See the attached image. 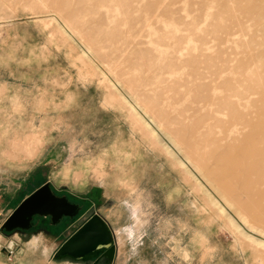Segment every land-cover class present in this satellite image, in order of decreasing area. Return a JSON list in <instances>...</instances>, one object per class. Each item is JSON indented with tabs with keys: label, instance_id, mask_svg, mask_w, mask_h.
<instances>
[{
	"label": "rangeland",
	"instance_id": "1",
	"mask_svg": "<svg viewBox=\"0 0 264 264\" xmlns=\"http://www.w3.org/2000/svg\"><path fill=\"white\" fill-rule=\"evenodd\" d=\"M257 122L264 0H0V264H264V180L223 196L193 165ZM32 135L34 158L14 148ZM46 182L75 214L7 230ZM94 214L114 257H56Z\"/></svg>",
	"mask_w": 264,
	"mask_h": 264
},
{
	"label": "water",
	"instance_id": "2",
	"mask_svg": "<svg viewBox=\"0 0 264 264\" xmlns=\"http://www.w3.org/2000/svg\"><path fill=\"white\" fill-rule=\"evenodd\" d=\"M72 209H75V205L69 204L66 198L56 197L49 182H46L20 202L5 221L4 227L7 230L27 229L34 214H51L56 220L62 215H74ZM102 248L106 249L105 254L110 259L114 257L116 245L108 223L99 214H94L62 244L55 256L69 255L81 259Z\"/></svg>",
	"mask_w": 264,
	"mask_h": 264
},
{
	"label": "bare ground",
	"instance_id": "3",
	"mask_svg": "<svg viewBox=\"0 0 264 264\" xmlns=\"http://www.w3.org/2000/svg\"><path fill=\"white\" fill-rule=\"evenodd\" d=\"M122 99L126 100L123 95H122ZM144 123L146 124V127L152 132L154 136V130L150 129L151 127L149 123H147L146 120H144ZM252 125H253V129L257 131L253 135L249 134V139L246 140V142H248V147H239L236 149L234 153H230V152L224 153L220 157L219 165L217 166L206 165L205 168H202L201 166H198L197 164H194L192 162L194 167L202 176V178H204L211 185V187L215 189L216 192L220 193L223 196L225 193L229 194L233 191V186H234L233 179L226 178L229 175L234 177L236 180H240V178H242L243 176L251 177L252 175L258 176L259 179H261L260 182L264 180V122H257ZM167 135L172 139L173 144L175 145L177 150L183 153V149L179 146L178 142L173 137H171L169 133ZM155 139L158 140L156 137ZM38 147H39V139L36 135L29 136L23 143L16 142L14 144L15 149L23 150L25 152V155L30 158L35 157L38 151ZM166 151L168 152L169 155L176 154L175 152L169 150L167 147H166ZM185 157L190 160L188 154L186 153H185ZM176 158L177 157L175 156V159ZM177 160L179 161L180 165L184 168L185 163L179 158H177ZM187 171L190 172L189 170ZM194 178L197 182V185H199V187H203L202 183L198 181V178L197 177ZM250 179L248 186L252 185ZM253 185H258V184L254 183ZM261 193L264 194V191ZM207 194L209 195V193ZM210 201L213 204L218 205L217 202L215 203L213 199H211ZM218 207L222 209V211H224V207L222 206L221 207L218 206ZM240 216L245 223L249 224V221L242 214H240ZM231 223L234 224L233 221H231ZM258 242L264 245V241L261 240Z\"/></svg>",
	"mask_w": 264,
	"mask_h": 264
},
{
	"label": "crops",
	"instance_id": "4",
	"mask_svg": "<svg viewBox=\"0 0 264 264\" xmlns=\"http://www.w3.org/2000/svg\"><path fill=\"white\" fill-rule=\"evenodd\" d=\"M36 136H37V135H36ZM37 137H38V139H39V147H38V151H39V148L42 146V143H41L42 140H41V138H40L39 136H37ZM38 151H37V153H38ZM36 156H37V155H36ZM36 156H35V157H36ZM33 158H34V157H33ZM37 238H38V237L36 236L35 239H37Z\"/></svg>",
	"mask_w": 264,
	"mask_h": 264
}]
</instances>
